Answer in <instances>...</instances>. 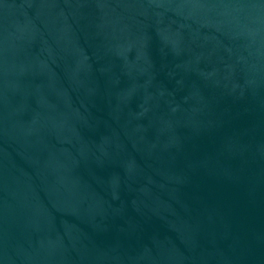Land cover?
Masks as SVG:
<instances>
[{
  "label": "water",
  "instance_id": "1",
  "mask_svg": "<svg viewBox=\"0 0 264 264\" xmlns=\"http://www.w3.org/2000/svg\"><path fill=\"white\" fill-rule=\"evenodd\" d=\"M0 264H264V0H0Z\"/></svg>",
  "mask_w": 264,
  "mask_h": 264
}]
</instances>
